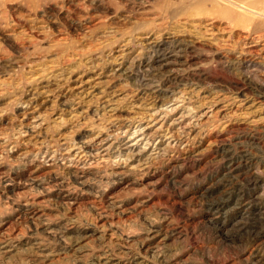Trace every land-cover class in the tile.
<instances>
[{
	"label": "rangeland",
	"instance_id": "374dc122",
	"mask_svg": "<svg viewBox=\"0 0 264 264\" xmlns=\"http://www.w3.org/2000/svg\"><path fill=\"white\" fill-rule=\"evenodd\" d=\"M0 264H264V0H0Z\"/></svg>",
	"mask_w": 264,
	"mask_h": 264
}]
</instances>
